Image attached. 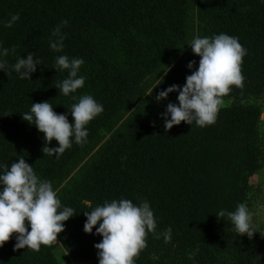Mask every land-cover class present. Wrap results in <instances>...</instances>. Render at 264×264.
I'll use <instances>...</instances> for the list:
<instances>
[{
  "label": "trees",
  "instance_id": "1",
  "mask_svg": "<svg viewBox=\"0 0 264 264\" xmlns=\"http://www.w3.org/2000/svg\"><path fill=\"white\" fill-rule=\"evenodd\" d=\"M17 13L20 19L5 27ZM65 21L64 49L56 52L49 41ZM222 33L247 50L243 86L222 97L214 124L182 122L166 130L161 113L169 102L179 103L178 93L159 102L155 96L183 86L195 70L191 61L198 68L201 57L189 45L196 36ZM0 42L15 47L5 57L9 65L29 52L42 61L32 80L0 71V164L10 168L25 158L58 189L61 206L76 213L64 222L60 244L40 251L14 250V233L0 247V264H67L71 258L99 264L95 244L103 237L95 228L84 231V213L121 198L148 201L157 233L172 228L167 243L149 232L135 264H264V224L255 218L264 194L250 183L264 169V0H0ZM60 55L85 61L78 73L85 84L68 96L56 87L69 75L54 68ZM86 94L104 106L86 126V142H73L59 158L45 155L44 134L22 113L49 101L72 123L71 107ZM240 203L252 213V238L216 215Z\"/></svg>",
  "mask_w": 264,
  "mask_h": 264
},
{
  "label": "clouds",
  "instance_id": "2",
  "mask_svg": "<svg viewBox=\"0 0 264 264\" xmlns=\"http://www.w3.org/2000/svg\"><path fill=\"white\" fill-rule=\"evenodd\" d=\"M19 19L18 13L13 14L9 20L4 21V26L10 28ZM66 23L57 25L52 32L55 39L49 43L56 52L64 49L66 35L62 32V27ZM189 45L194 54L201 57L198 68L196 61H191L188 68L195 70L187 76L183 86L171 85L155 96L159 102L170 93H178L179 103L169 102L166 111L161 113L166 130H171L182 122L191 126L195 122L199 127L214 124L222 105V97L231 91V86H243L241 65L247 50L237 37L226 33L211 38L196 36ZM10 52L14 55L15 47L9 49L0 42V71L6 72L9 77L15 72L21 79L32 80V74L42 61L29 52L26 59L21 56L15 64L9 65L5 57ZM84 63L83 58H69L68 55L56 57L54 68L58 72L67 70L69 73L68 78L56 85L60 93L68 96L84 86L86 78L78 76ZM103 111V104L86 94L71 107L70 115L74 118L72 123L69 122L68 115L57 113L49 101L33 103L30 111L22 113V117L44 134V154L59 158L72 147L73 142L80 145L86 142L89 136L86 126ZM54 139L58 141V146L51 147ZM0 169H3L0 171V247L14 233L18 234L14 245V250L17 251H40L42 245L60 244L58 234L65 230L64 222L76 215L75 210L69 206H61L58 189L53 188L51 181L41 180L34 172L33 165L25 158L14 161L10 168L6 164H0ZM263 208L264 204L259 207L261 210ZM84 214L87 217L84 231L92 234L95 228V234L103 237L101 242L95 244L99 264H135V258L146 247L149 232L157 238L162 235L166 243L172 239L171 227L163 233L156 232L154 211L146 200L139 204L126 198L105 201L103 205ZM216 215L227 216L234 225V231L241 236L247 234L252 238L257 232L252 223V213L245 203H240L235 211L220 210ZM71 259L67 264L83 262L75 259L72 263Z\"/></svg>",
  "mask_w": 264,
  "mask_h": 264
},
{
  "label": "rangeland",
  "instance_id": "3",
  "mask_svg": "<svg viewBox=\"0 0 264 264\" xmlns=\"http://www.w3.org/2000/svg\"><path fill=\"white\" fill-rule=\"evenodd\" d=\"M261 119L264 122V113L262 114ZM263 127H264V123H263ZM263 131H264V128H263ZM263 141H264V137H263ZM251 182H252V184H254L258 188V190L260 192H262L264 194V169L261 170L260 176L258 175L256 177H253L252 180H251ZM102 188H103V186H102ZM257 205H259V207L263 205V203L261 202V200H258ZM255 218L257 219L256 222H260V223H263L264 224V208L262 210L259 209L257 211V214L255 215ZM54 242H56V241H54ZM58 251L59 252H58L57 255H58L59 259H63L64 256H65V254H64L65 252L64 253H60V252L63 251V247H61ZM65 262H66V260H65ZM71 262L72 263L75 262V259L72 258L71 259ZM78 264H88V263L78 262ZM89 264H91V262H89Z\"/></svg>",
  "mask_w": 264,
  "mask_h": 264
}]
</instances>
